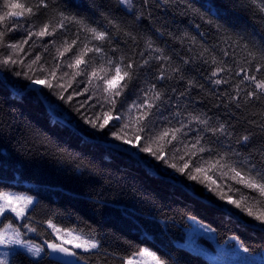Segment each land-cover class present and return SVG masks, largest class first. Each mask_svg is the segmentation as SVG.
I'll return each mask as SVG.
<instances>
[{"label":"trees","instance_id":"1","mask_svg":"<svg viewBox=\"0 0 264 264\" xmlns=\"http://www.w3.org/2000/svg\"><path fill=\"white\" fill-rule=\"evenodd\" d=\"M2 2L0 0V4ZM49 2L50 8L45 15L34 17L31 22L21 21L22 26L9 33L6 39L26 38L25 28L34 24L36 28L32 30H37L62 10L66 15L84 18L91 26L108 31L112 37L111 46L117 48L114 54L109 53L114 58L125 55L139 64L144 58L160 55L147 48L146 41L151 40L154 47L162 49L171 59H150L149 65L137 68L138 78L119 98V111H126L139 100L143 89L155 83L165 92V101L153 117L159 121L157 128L163 126V117H171L177 110L185 114H204L210 118L211 126L225 123L232 133L227 138L201 133L205 137L203 142L212 144L217 150L223 151L231 145L247 155L236 143L238 137L245 134L253 137L248 151L255 153L264 146L259 128L264 121V100L245 103L244 91L250 90L248 82L240 85L244 90L240 99H229L230 95H235L240 81L235 70L248 68L243 43L248 42L251 48L253 42H259L264 36L262 14L248 0H174L167 5L149 0L150 6H142V0H133L131 12L118 0ZM53 3L55 8L51 7ZM136 16L141 18L137 20ZM68 29V32L57 33L56 37L36 40L30 56L24 57L25 65L36 54H42L46 67L55 63L52 60L55 48L50 45L49 51L44 52L42 45L52 39L59 45L65 36L70 40L77 26L68 25ZM126 32L135 40L125 35ZM225 49L229 56L224 55ZM8 51L0 49L4 54ZM213 57L223 61L220 66L233 70L231 74L224 72L213 78L229 80L228 84L214 85L209 81L211 70L217 67L211 64ZM184 60L190 62L184 64ZM96 62L103 63L98 58ZM161 64L168 69L167 75L174 78L155 79ZM176 67L181 69L179 74L171 71ZM17 71L28 72V69L19 64L0 66V191L34 199L31 220H14L18 225L27 222L37 229L35 233L21 229L26 232V238L36 243L53 239L46 227L48 219L59 228L94 236L101 243L100 249L92 254L81 252L85 259L78 264H122V258L140 248H149L169 264H254L251 257L264 252V225L221 200L203 184L189 180L147 153L116 141L108 128L99 130L86 124L83 116L95 118L101 112L96 99L80 107L87 94L66 102L59 98L58 89L53 91L39 85L46 107L37 92L28 89L33 85L31 81L24 75H15ZM85 86L84 83L74 84L64 95L74 89L82 91ZM192 127L202 128L196 124ZM195 135V131L190 132L188 139H194ZM106 144L120 146L128 152ZM234 187L255 195L241 185ZM224 190L234 199L239 198L240 193H228L226 187ZM189 217L214 231L195 230ZM241 244L248 248L247 253L241 250L237 254ZM190 247L194 250H189ZM21 259L17 258V264ZM39 264L60 262L43 256Z\"/></svg>","mask_w":264,"mask_h":264},{"label":"snow or ice","instance_id":"2","mask_svg":"<svg viewBox=\"0 0 264 264\" xmlns=\"http://www.w3.org/2000/svg\"><path fill=\"white\" fill-rule=\"evenodd\" d=\"M172 2L174 0H158L160 5ZM118 3L129 12L134 7L133 0H118ZM248 3L254 5L262 14L260 18L264 19V0H248ZM142 6H150L149 0H142ZM51 7L55 8L56 4L53 3ZM49 8V0H3L0 4V49L9 51L7 54L0 52V66L11 67L17 64L21 67L26 66L28 72L17 71L15 75H24L33 85H42L53 91L58 89L59 98L66 102H71L75 96L87 94L80 107H84L89 100L96 99L100 104L101 112L95 118L83 116L86 124L99 130L108 128L116 141L130 145L139 152L147 153L156 161L163 162L167 167L187 176L189 180L203 184L209 191H214L221 200L234 205L241 212L264 225V146L255 153L248 151L253 137L251 134H245L238 137L236 143L247 151V155L239 149L232 148L231 145L226 146L223 151L217 150L212 144L203 142L205 137L201 133L210 132L213 137L219 135L226 138L232 133L225 123L211 126L210 118L204 114H185L177 110L172 113L171 117H163V126L157 128L156 124L159 121L153 120V117L165 101V92L155 83L143 89L139 100L134 101L126 111H119L117 108L119 98L138 78L136 69L149 65L150 59L157 61H170L171 59L163 54L162 49L154 47L151 40L146 41L147 48L160 55L144 58L139 64L125 55L114 58L109 53L114 54L117 48L111 46L112 37L108 31L91 26L84 18L66 15L62 10L56 12L52 19L42 23L37 30H32L36 28L34 24L31 28H25L26 38L18 41L6 39L9 33L22 26L21 21L27 19L31 22L32 18L45 15ZM140 18L141 16H136L137 20ZM208 22L211 23V21ZM68 25L77 26V30L71 33L70 40L65 36L59 45L56 39L42 45L44 52L49 51L50 45L55 48V55L52 57L55 63L46 67L47 62L42 63V54H36L25 65L24 57L30 56L32 49L36 46V40L56 37L57 33L68 32ZM82 33L85 35L82 36ZM125 35L135 40L130 32H126ZM192 39L194 42L195 37ZM94 41L97 43H93ZM236 44L239 45L240 42L237 41ZM26 45L29 46L27 49ZM105 45L109 47L106 48ZM242 47L247 50L245 62L248 68L239 67L235 70V76H239L240 81L236 85L235 95H230L229 99L231 101L240 99V93L244 91L240 85L248 82L250 90L244 91L245 103L251 100H264V36L259 42H253L251 48L248 42H244ZM204 51L207 52L208 49ZM140 55L143 56V53ZM224 55H230L227 49L224 50ZM97 58L103 63H94ZM189 62V60L183 61L184 64ZM204 63L207 64L209 61L204 60ZM211 64L217 67L211 70L209 81L214 85L228 84L229 80L213 78L219 77V74L224 72L231 74L233 70L220 66L223 61H217L215 57L211 60ZM171 71L179 74L181 69L176 67ZM167 72L168 69L161 64L157 69L155 79L163 81L174 78L167 75ZM80 77L84 79H78ZM81 83L86 85L82 91L74 89L67 96L64 95L68 89L73 88L74 84L79 86ZM188 84L192 86L193 82L188 81ZM105 105L109 107L105 109ZM236 107L239 108L240 104L237 103ZM160 115L163 114L160 113ZM193 124L200 125L202 128L194 129ZM259 128L262 140H264V121L261 122ZM193 131L196 135L194 139L189 140L188 134ZM224 181L232 183H221ZM234 185H241L242 188L248 189L255 195L245 194L241 188L234 187ZM225 187L228 193H240L239 198L234 199L232 195H227ZM33 204L34 199L30 196L0 191V264H17L18 257L22 258L20 264H25V260L27 264H39V259L51 254H62L73 258L72 260H60L59 255H53L52 259L59 261L60 264H78V261L85 259L81 252L92 254L100 249L101 243L94 236L77 234L72 237V240L61 237V232L72 235L75 230L61 229L51 219L46 220L45 223L52 230L49 235L54 239L36 243L26 238V232L21 229L32 233H35L37 229L27 222L18 225L14 223V220L30 221V208ZM8 214H11V218ZM4 219H7V223L3 222ZM189 219L196 226L195 230L202 228L207 232L214 231V229L199 224L194 217H189ZM232 239L237 238L232 237ZM191 243L190 240L189 244ZM66 244H70L71 247L65 246ZM189 250L194 249L190 247ZM241 250L245 253L249 251L242 244L236 250L237 254ZM247 259L248 257H245V261ZM251 259L254 264H264V252ZM122 264H169V262L149 248H140L130 256L122 258Z\"/></svg>","mask_w":264,"mask_h":264},{"label":"water","instance_id":"3","mask_svg":"<svg viewBox=\"0 0 264 264\" xmlns=\"http://www.w3.org/2000/svg\"><path fill=\"white\" fill-rule=\"evenodd\" d=\"M29 90H35V92H37V94H38V97L40 98V100L43 102V104L47 107V105H46V103H45V101H44V99H43V97H42V95H41V93L39 92V90L38 89H32V88H28ZM107 146H109V147H111V148H113V149H115V150H118V151H124V152H128V151H126V150H124L123 148H121L120 146H117V145H112V144H106ZM130 153V152H129ZM222 210L223 211H227L226 209H224V208H222ZM46 251H50V250H47L46 249ZM53 255H59L60 256V260H72L73 258L72 257H65V256H63L62 254H51V255H49V257L52 259V256ZM54 261H57V260H54ZM59 262V261H58Z\"/></svg>","mask_w":264,"mask_h":264},{"label":"rangeland","instance_id":"4","mask_svg":"<svg viewBox=\"0 0 264 264\" xmlns=\"http://www.w3.org/2000/svg\"><path fill=\"white\" fill-rule=\"evenodd\" d=\"M31 88H32V89H38V88H39V85H31ZM11 193H15V192H11ZM15 194H17V195H24V194H20V193H15ZM24 196H26V195H24ZM8 215L11 216V214H8ZM16 221L21 222L20 220H16ZM6 223H7V222H6ZM46 227H47V229L49 230V232L51 233L52 230L49 229L47 225H46ZM61 229H62V228H61ZM198 231H199V230H198ZM77 234H82V233H80V232H76V231L72 232V235H67L65 232H61V233H60L61 237L65 238L66 240H72V237L75 236V235H77ZM52 238L54 239L53 236H52ZM57 242H59V241H57ZM65 246L71 247L70 244H66ZM77 251H79V250H77Z\"/></svg>","mask_w":264,"mask_h":264},{"label":"bare ground","instance_id":"5","mask_svg":"<svg viewBox=\"0 0 264 264\" xmlns=\"http://www.w3.org/2000/svg\"><path fill=\"white\" fill-rule=\"evenodd\" d=\"M225 209V208H224Z\"/></svg>","mask_w":264,"mask_h":264}]
</instances>
